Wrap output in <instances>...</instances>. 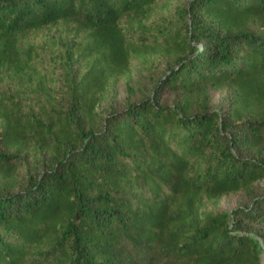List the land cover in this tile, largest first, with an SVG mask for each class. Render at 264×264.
<instances>
[{"label": "trees", "instance_id": "1", "mask_svg": "<svg viewBox=\"0 0 264 264\" xmlns=\"http://www.w3.org/2000/svg\"><path fill=\"white\" fill-rule=\"evenodd\" d=\"M158 1L0 0V77L19 87L0 98V264H264V0H189L169 19ZM57 24L85 38L64 109L21 47ZM160 59L151 99L98 117L131 61ZM23 155L36 170L20 187Z\"/></svg>", "mask_w": 264, "mask_h": 264}, {"label": "rangeland", "instance_id": "2", "mask_svg": "<svg viewBox=\"0 0 264 264\" xmlns=\"http://www.w3.org/2000/svg\"><path fill=\"white\" fill-rule=\"evenodd\" d=\"M189 0H160L157 3L156 18L172 16L177 7L185 5ZM169 19V18H168ZM128 38L135 36L128 31L127 25L122 24ZM85 38L79 34L73 25L57 24L40 31L31 32L21 42L23 50L31 49L36 74L32 77L34 82L42 78L44 89L50 95L52 103L66 108L67 92L66 82L75 75H80L86 67L83 62H75L68 65L66 60L70 54L78 58V52L83 48ZM170 59H160L152 67H141L138 62L131 61V77L129 79H118L112 81L108 94L102 104L97 108L96 113L101 119L110 110L122 111L126 105L139 103L151 99L155 86L164 74L172 68ZM31 81V82H32ZM19 90L16 82L0 77V98L2 94H14ZM232 91L226 88L212 94V110H224L226 103L231 97ZM32 96V95H30ZM30 96H28L30 98ZM175 97L159 94L156 98L160 105H168ZM39 99L44 101L41 94ZM16 171L17 183L20 187L25 185L28 174L36 170V162L31 155H23L17 162ZM6 182L0 180V191L5 190ZM254 194L246 193L235 196H227L221 200L216 212L228 213L236 208H245ZM253 230L263 228L262 224H256Z\"/></svg>", "mask_w": 264, "mask_h": 264}]
</instances>
